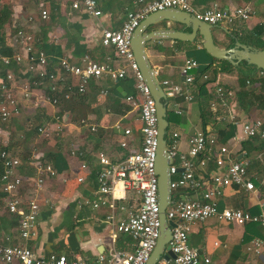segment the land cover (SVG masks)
<instances>
[{"label":"built area","instance_id":"1","mask_svg":"<svg viewBox=\"0 0 264 264\" xmlns=\"http://www.w3.org/2000/svg\"><path fill=\"white\" fill-rule=\"evenodd\" d=\"M71 8H80L91 17L101 14L96 0H74ZM166 9L191 14L197 20L214 26L233 27L255 17L254 10L249 6L220 9L212 5L197 10L191 0H134L132 9L124 12V20L119 29L101 30L99 43L102 47L110 48L113 56L106 55L99 63L91 61L86 55L80 57L78 63H71L61 57L53 68H49L44 51L34 47L33 37L21 30L16 31V36L23 44L19 51L10 56L1 55L0 64L7 66L10 63H24L29 78L18 82L10 72H5L0 79V122L6 123L10 117L19 114L20 106L14 95L16 92L32 109H38L43 104L55 108L50 118L53 128L50 124L39 125L34 127V132L43 139H58L64 127V114L60 111L63 103L84 95L91 80L105 78L117 82L128 73L133 81V92L124 95L123 99L131 110L137 112L139 144L132 148L131 129L114 122L111 129L115 133L117 148L121 151L117 156L96 150L91 155L96 165L92 170L85 160L91 154L89 150H68V156L80 159L78 169L82 173H93L95 184L91 194L80 198L76 207L92 210L106 208L104 222L111 241H114L117 234L127 236L131 244L130 251H113L110 256L98 254L93 261L84 262L75 258L68 259L64 255H35L29 248L0 243V264H146L156 244L159 226L157 176L154 170L157 121L154 102L133 59L130 39L141 20L151 13ZM39 18H47L45 10L39 12ZM31 20L29 16L27 21ZM257 23L264 32V17L259 18ZM116 59L123 60V64H117ZM257 73L261 76L264 72L257 70ZM178 77V83L167 79L158 80L166 99V112L180 116L183 113L180 104L191 103L194 90L200 84L209 86L212 100L208 104V111L214 123L231 125L234 134L225 143H220L214 129L205 133L199 127L185 139L186 148L182 151L179 146L180 134L171 128L167 130L170 127L168 123L164 142L169 160L170 201L164 215L166 221L172 223L169 227L170 239L166 245L173 258L161 256L155 264H207V257L188 244V233L192 225L215 217L236 226L257 224L264 232V201L259 202L256 215L239 209H216L217 200L226 187L235 186L248 192L253 191L248 178L249 162L244 157L241 145L252 139L264 140V118L247 120L238 117L232 102V92L220 86L216 77L211 79L205 71H201L194 58L185 57L182 60ZM106 95L107 90H99V98ZM176 99H180V102ZM78 124L90 133L96 132V128L83 119ZM29 161L35 173L32 188L36 193L45 179L55 175V170L35 150L31 151ZM19 164L17 158L9 156L0 148V201L9 213L15 215L18 236L30 240L36 235L38 204L33 194L26 201L24 209L20 208V202L15 196L22 184V179L15 172ZM209 164L213 168H209ZM83 181L82 175L75 177L76 183L82 184ZM214 245L218 246V243ZM220 246L225 248L224 244ZM263 248L264 243L253 238L244 245L243 251L248 255L259 256Z\"/></svg>","mask_w":264,"mask_h":264},{"label":"crops","instance_id":"2","mask_svg":"<svg viewBox=\"0 0 264 264\" xmlns=\"http://www.w3.org/2000/svg\"><path fill=\"white\" fill-rule=\"evenodd\" d=\"M72 1L74 0H0V56H10L20 50L23 43L15 34L17 30L33 37L34 47L46 54L49 68H53L61 57L71 63H78L80 57L86 55L91 61L99 63L106 55L113 56L110 48L102 47L99 43L101 30L119 29L124 20V12L132 9L134 0H96L101 12L98 17L86 15L80 8L72 9ZM191 4L197 10L212 5L220 9L251 7L255 12L253 19L233 27H215L212 30L213 41L219 47L230 48L233 41L224 34L227 31L241 44L256 49H261L259 46L264 44V32L257 23L259 18L264 17V0H191ZM41 10L47 13L44 20L39 18ZM29 16L32 17L30 22L27 21ZM173 26L175 27L170 25ZM145 50L157 78L175 83L179 82L178 68L185 57L194 58L199 68L208 65L210 72L209 69L205 72L210 78L212 69L215 68L207 55L200 51V47L192 43L150 41ZM188 53H192V56ZM115 61L123 64L121 59ZM5 72H10L18 82L29 78L24 63H10L7 66L0 64V79ZM238 75L247 76V84L244 82V85H238ZM215 77L219 84L232 88V102L238 117L247 120L264 118V73L259 76L255 68L239 67L233 73L217 74ZM200 86L194 90V100L191 103L180 104L183 108L180 117L169 123L171 129L180 134L181 143L184 144L180 146L182 151L186 148L185 139L200 127L198 96H211L209 86ZM130 88L132 89V81L128 73L117 82L105 78L89 81L84 95L63 103L60 107L64 114V127L58 139H43L34 132L35 126L51 123L50 118L55 108L48 104L32 109L27 101H18L19 114L10 117L6 123L0 122V148L20 162L15 169L22 179L15 194L20 208L24 209L26 201L33 194L36 195L38 204L36 235L30 240H23L17 234L15 215L9 213L0 201L2 245H19L29 248L35 255H64L68 259L75 258L84 262L93 261L98 254L110 256L113 251L131 250L130 240L125 235L117 234L114 241H111L104 222L106 208L92 210L88 207H76L80 198L89 196L93 191L94 177L92 172L84 174L78 169V157L68 156L70 148L89 150L91 154L85 160L92 170L96 165L91 155L96 150L117 156L121 151L117 148L115 133L111 129L114 122L131 129V147H138L137 112L131 110L123 99V94L126 95ZM101 89L107 90V95L103 98L98 97ZM37 90L39 91L33 89ZM243 93L246 95L242 96ZM81 119L93 125L96 132L90 133L81 128L78 124ZM223 126L215 124L213 129ZM50 127L53 128V125L50 124ZM244 143L241 148L249 162L248 178L253 191L248 192L235 186L224 188L217 200V211L224 208L239 209L256 215L259 212V202L264 201V140L247 141L249 151L243 147ZM33 150L55 170V175L45 179L36 193L32 188L35 173L29 161ZM1 171L0 165V174ZM80 175L84 177L82 184L75 182V177ZM253 238L264 243V232L257 225L236 226L211 217L192 225L188 233V244L207 257V264H264V248L259 256L248 255L243 251L244 245ZM215 242L218 246L214 245ZM222 244L225 248L220 246Z\"/></svg>","mask_w":264,"mask_h":264},{"label":"water","instance_id":"3","mask_svg":"<svg viewBox=\"0 0 264 264\" xmlns=\"http://www.w3.org/2000/svg\"><path fill=\"white\" fill-rule=\"evenodd\" d=\"M158 25H162L159 27ZM175 25V27H170ZM217 27L197 20L193 15L175 9H166L147 15L134 29L130 48L133 59L142 75V79L148 87L150 96L156 109L157 121V146L154 160V170L157 176V204H158V237L146 264H155L162 256L173 258L166 245L170 239V221H166L164 211L170 201L168 188L169 160L166 154L165 134L168 126L166 117V99L158 84L155 71L152 69L147 56L146 44L150 41L171 40L192 43L198 45L204 53L218 61H226L230 66L252 67L264 71V48L256 49L237 41L234 35H227L232 41L230 48H222L213 41L212 30ZM125 94H123L124 96Z\"/></svg>","mask_w":264,"mask_h":264},{"label":"trees","instance_id":"4","mask_svg":"<svg viewBox=\"0 0 264 264\" xmlns=\"http://www.w3.org/2000/svg\"><path fill=\"white\" fill-rule=\"evenodd\" d=\"M259 48L263 49L264 48V44H261L259 46ZM200 51L202 53H204V51L201 48H200ZM207 57H208L210 63L214 64V67H215L214 69H212V72H211L212 73V77H211V79H213L217 74H226L227 75V74L235 72V68L230 66L226 61H218V60H215V59H213V58H211L209 56H207ZM208 67H209L208 65L205 66V67H202V68L200 66V68H201L200 70L201 71H205L206 69H208ZM238 76H239L238 85H244L245 80H247V76L246 77H242L241 75H238ZM157 79L160 80V81L163 80V79H160V78H157ZM131 81H132V79H131ZM219 85L222 86L226 90H231L232 89L231 87H229L227 85H224L223 83H220ZM200 89H201V86L199 87L198 94L200 92ZM231 91H233V90H231ZM132 92L133 91L130 88L129 92L127 94H130ZM14 95H15V98H16L17 101H21V100L25 101L18 93L14 92ZM245 95H246L245 93L242 94V96H245ZM234 96H235V94H234ZM237 96H239V93L237 94ZM198 99H199L198 103L200 104V107H199V110H200V113H199L200 128L202 129V131L207 133V132H209V130L211 128L212 129L214 128V121H213V119L211 117L210 112L208 111V104L212 100V97L211 96H206V97L198 96ZM176 101L180 102V99H176ZM169 115L173 116V117H178V116H175L174 114H172L171 112L167 111L166 112V117H167L168 123H170V124H171V121L175 120L176 118H171V120L169 122V120H168L169 119L168 118ZM214 130H215V133L219 137V142L220 143H225L234 134V128L231 125H224L223 127H218V128L216 127V129H214ZM243 147L245 148L246 151L250 150V148L248 146V143H246V142L244 143ZM210 168H213L212 164H211ZM248 224H253V223H248ZM255 225H257V224H255Z\"/></svg>","mask_w":264,"mask_h":264},{"label":"rangeland","instance_id":"5","mask_svg":"<svg viewBox=\"0 0 264 264\" xmlns=\"http://www.w3.org/2000/svg\"><path fill=\"white\" fill-rule=\"evenodd\" d=\"M188 54L191 55L192 53H188ZM188 54H187V55H188ZM191 56H192V55H191ZM208 69H209V68H208ZM208 69H207V70H208ZM208 72H210V69L208 70ZM168 118H169L168 120H169V122H170L171 118H176V117H173V116H170V115H169ZM170 128H171V127H168L167 130H169ZM182 144H183V143H181V138H180V139H179V146L182 147ZM183 145H184V144H183ZM184 150H185V149H184ZM184 150H183V151H184Z\"/></svg>","mask_w":264,"mask_h":264}]
</instances>
